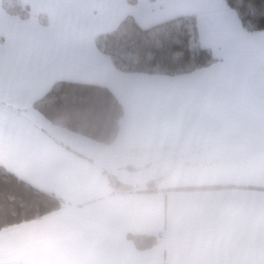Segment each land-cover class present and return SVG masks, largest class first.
Instances as JSON below:
<instances>
[{"label": "crops", "instance_id": "obj_1", "mask_svg": "<svg viewBox=\"0 0 264 264\" xmlns=\"http://www.w3.org/2000/svg\"><path fill=\"white\" fill-rule=\"evenodd\" d=\"M21 1L29 19L0 21V166L63 205L0 230V264H264V31L243 30L224 0H91L88 28L63 21L79 16L80 0ZM188 14L217 61L187 74L117 71L93 41L126 15L146 27ZM56 80L116 96L113 143L32 108ZM166 148L194 158L165 172L156 160L141 184L115 176L136 189L150 179L152 190L112 193L111 162L148 167L144 155ZM127 234L156 241L138 249Z\"/></svg>", "mask_w": 264, "mask_h": 264}, {"label": "trees", "instance_id": "obj_2", "mask_svg": "<svg viewBox=\"0 0 264 264\" xmlns=\"http://www.w3.org/2000/svg\"><path fill=\"white\" fill-rule=\"evenodd\" d=\"M224 2L234 10L243 30L264 31V0ZM0 7L19 20L30 18L29 7L19 0H0ZM35 19L41 25L47 24L44 14H37ZM93 41L97 50L120 72L174 76L217 61L211 51L201 45L196 17L192 14L174 16L146 27L126 15L112 30L95 35ZM31 106L51 124L103 145L113 143L123 115L121 103L107 87L68 80L54 81ZM19 113L25 116L22 111ZM106 177L112 193L152 190L150 179L145 187L136 189L110 172ZM62 205L57 195L33 186L0 166V230L43 217ZM126 237L138 249L150 247L156 241L151 234H127Z\"/></svg>", "mask_w": 264, "mask_h": 264}, {"label": "rangeland", "instance_id": "obj_3", "mask_svg": "<svg viewBox=\"0 0 264 264\" xmlns=\"http://www.w3.org/2000/svg\"><path fill=\"white\" fill-rule=\"evenodd\" d=\"M20 3H23L21 0H19ZM91 0H80L79 5L82 6V11L79 12V16L76 19H70V18H64L63 21H65L66 24L70 23L71 20H78L82 25H85L87 28L89 27V20L85 16L87 5L90 3ZM101 2H104L105 0H100ZM107 1V0H106ZM57 3V2H56ZM58 4V3H57ZM108 4V3H106ZM111 4V3H110ZM56 12V10H54ZM88 12V11H87ZM67 14V12H66ZM67 17V16H66ZM18 17L16 15H10L6 12H4L0 7V21H12L16 20ZM199 154L203 156L202 150H200ZM191 151L188 149H160L153 152H148L146 155H144L143 160L145 162L152 161L153 163L149 162L148 167H143L141 164H135L136 166L135 170L129 171L124 169V161L122 159H118L116 163L113 164L111 162V173L115 174L116 177L122 179L123 181H130L133 183L141 184L143 183V179L145 177H149L154 173V164L157 160L158 162H164L162 167L164 168V172L172 167H178L181 164L185 162H189L191 158H194L193 155L189 154ZM203 158V157H202ZM204 158H209L208 156L204 155ZM142 161V160H141ZM153 167V169L151 168Z\"/></svg>", "mask_w": 264, "mask_h": 264}]
</instances>
